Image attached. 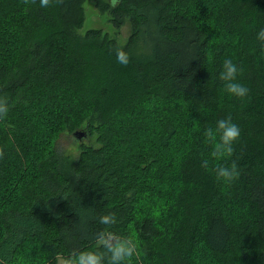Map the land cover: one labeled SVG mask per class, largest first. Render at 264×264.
<instances>
[{"label":"trees","instance_id":"trees-1","mask_svg":"<svg viewBox=\"0 0 264 264\" xmlns=\"http://www.w3.org/2000/svg\"><path fill=\"white\" fill-rule=\"evenodd\" d=\"M91 1L127 23L122 46L77 32L84 0H0V264L95 250L108 212L140 244L132 264H264V0ZM229 58L242 100L219 80ZM229 114L230 186L200 166L203 130ZM66 135L83 138L74 152L57 150Z\"/></svg>","mask_w":264,"mask_h":264},{"label":"clouds","instance_id":"clouds-1","mask_svg":"<svg viewBox=\"0 0 264 264\" xmlns=\"http://www.w3.org/2000/svg\"><path fill=\"white\" fill-rule=\"evenodd\" d=\"M25 4H34L36 0H24ZM53 0H39L41 7H49ZM56 4L63 0H55ZM115 4L116 0H112ZM260 43L261 51H264V29L256 34ZM117 61L122 64L128 63V55L122 50H117ZM233 59H225L219 71V80L223 82V88L227 94L243 99L248 96L249 88L239 82L238 74L242 73ZM9 111L8 98L0 96V119H4ZM203 143L209 149L207 154L201 153L200 166L206 171L214 173L218 183L232 185L241 175L236 160L231 159L236 151L235 145L240 139L241 130L233 123L231 115L220 118L214 127H207L202 132ZM4 150L0 148V157ZM117 222L116 214L108 212L101 214L98 223L105 226L95 235V250L73 251L67 256L57 254L53 257L52 264H132L134 257L140 255V244L132 236L122 235L111 231V226Z\"/></svg>","mask_w":264,"mask_h":264},{"label":"rangeland","instance_id":"rangeland-1","mask_svg":"<svg viewBox=\"0 0 264 264\" xmlns=\"http://www.w3.org/2000/svg\"><path fill=\"white\" fill-rule=\"evenodd\" d=\"M83 23L77 30L78 33H83L87 29H100L103 33H106L109 37L116 40L119 45H123L129 34V28L127 23H123L119 29L112 27L108 21V15L106 13L101 14L97 12L91 0H84L83 2ZM133 52L136 54H145L148 52V47L143 44L140 40L133 46ZM67 136V135H66ZM77 137V136H76ZM75 136L69 135L67 137H60L57 141V150L60 152H74V144L78 140L83 141V138H76Z\"/></svg>","mask_w":264,"mask_h":264},{"label":"water","instance_id":"water-1","mask_svg":"<svg viewBox=\"0 0 264 264\" xmlns=\"http://www.w3.org/2000/svg\"><path fill=\"white\" fill-rule=\"evenodd\" d=\"M79 133L81 134L82 132H81V131H75V132H74V135H77V137H78V134H79Z\"/></svg>","mask_w":264,"mask_h":264}]
</instances>
